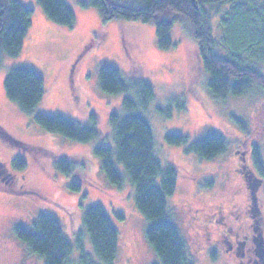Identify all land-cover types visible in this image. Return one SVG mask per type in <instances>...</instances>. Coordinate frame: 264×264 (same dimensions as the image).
Segmentation results:
<instances>
[{"label": "rangeland", "instance_id": "obj_1", "mask_svg": "<svg viewBox=\"0 0 264 264\" xmlns=\"http://www.w3.org/2000/svg\"><path fill=\"white\" fill-rule=\"evenodd\" d=\"M81 1L66 0L75 15V23L69 28L50 21L35 0H20L32 9L31 25L17 56L0 55V166H9L15 156L26 161L25 168L13 174L11 182L14 189L19 186L24 193L0 190V264H42L41 258L29 252L13 233L14 226L30 227L41 211L57 218L73 244L67 264H80V247L95 259L82 224L84 208L95 203L104 207L119 231L114 264L158 262L144 237L145 220L134 206L133 187L122 164H117L123 178L118 188L106 180L100 158L93 152L96 146H113L108 115L125 113L123 96H134L132 91L101 92L97 82L101 63L114 66L125 77L142 76L151 83L154 98L140 113L151 126L156 155L162 164L178 171L176 190L168 197L169 213L195 264H222L219 259H209L202 248H195L196 226L201 224V214L217 203L228 206L230 187L240 182L235 150L244 152L245 161L240 162L243 171L253 163V147L258 148L264 165V90L253 87L241 96L215 99L206 86L205 72L198 66L195 41L181 23L171 27L173 46L162 50L156 45L153 24L123 19L102 22L98 10L83 7ZM215 21L217 18L213 25ZM213 29L217 38L219 30ZM17 65L31 67L43 77L44 95L33 113L58 112L81 124L92 123V114L99 136L77 142L42 130L32 114L22 112L4 92V77ZM257 69L264 75V64ZM181 101L182 110L175 106ZM170 111L171 116H167ZM210 131L220 133L227 142L226 151L211 160L187 153L183 145H171L164 138L172 132L196 140ZM13 139L25 144L16 146L10 142ZM59 155L85 166L86 180L80 191L67 187L79 170L65 176L54 168L53 161ZM260 177L263 189L257 194L264 202V174ZM207 180L213 184L205 185ZM249 181L253 183V179Z\"/></svg>", "mask_w": 264, "mask_h": 264}, {"label": "trees", "instance_id": "obj_2", "mask_svg": "<svg viewBox=\"0 0 264 264\" xmlns=\"http://www.w3.org/2000/svg\"><path fill=\"white\" fill-rule=\"evenodd\" d=\"M35 1L53 23L69 28L74 25L75 15L66 0ZM80 3L83 7L96 8L102 22L123 19L153 24L156 45L162 50L173 46L171 27L175 22L181 23L195 41L198 66L205 72L202 71L206 75V86L215 99L241 96L253 87L264 90V75L257 69L264 64V0H84ZM31 15L32 9L20 0H0V55L15 57L20 53L31 25ZM214 18L217 21L213 25ZM213 26L219 30L217 38ZM97 78L103 93H134V96L122 98L125 113L111 112L108 115L113 146L93 148L94 154L100 158L102 173L111 185L118 188L123 178L117 164H122L129 176L134 206L145 220L144 237L158 261L154 264H195L168 209V197L176 190L178 171L170 164H162L156 155L151 126L140 113L154 98L151 83L142 76L125 77L106 63L97 67ZM3 88L6 97L22 112L32 114L34 122L47 133H56L77 142L90 141L100 134L92 114V123L81 124L58 112L33 113L43 98L44 81L31 67H11L4 77ZM175 106L182 110L184 102ZM157 110L161 111L160 108ZM167 116H171V111ZM236 121L242 129L245 128L240 120ZM164 138L171 145H183L185 152L194 153L203 160H211L227 149L225 138L213 131L196 140L172 132L166 133ZM10 142L16 146L25 144L18 139ZM251 157L263 175L264 165L257 147H253ZM25 166L26 161L20 156H15L9 166H0V180H4L0 182V190L24 193L19 186L14 189L11 182L13 174ZM53 166L65 176L79 170L77 177L67 182V187L71 191L81 190L86 180L85 166H77V162L63 155L56 156ZM212 184L209 180L205 183L207 186ZM115 214L122 219L119 211ZM82 224L95 259L80 247L78 262L114 264L119 231L104 207L97 203L86 206ZM13 233L29 252L41 258L42 264L68 263L73 244L52 213L38 212L30 227L14 226ZM75 240L79 242L78 237Z\"/></svg>", "mask_w": 264, "mask_h": 264}, {"label": "flooded vegetation", "instance_id": "obj_3", "mask_svg": "<svg viewBox=\"0 0 264 264\" xmlns=\"http://www.w3.org/2000/svg\"><path fill=\"white\" fill-rule=\"evenodd\" d=\"M235 152L240 182L230 187L228 206L217 203L201 214L195 248H202L209 259H219L222 264H264V202L257 194L263 189V180L254 163L248 169L245 165L243 171L244 152Z\"/></svg>", "mask_w": 264, "mask_h": 264}]
</instances>
